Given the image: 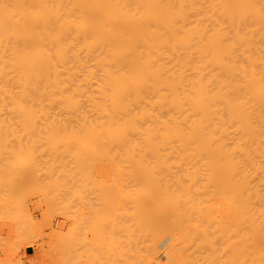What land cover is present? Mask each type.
<instances>
[{
  "label": "bare ground",
  "instance_id": "1",
  "mask_svg": "<svg viewBox=\"0 0 264 264\" xmlns=\"http://www.w3.org/2000/svg\"><path fill=\"white\" fill-rule=\"evenodd\" d=\"M62 146L70 187L87 150L132 169L133 227L167 229L174 264H264V0H0L1 220L31 222L14 203L57 169L34 150Z\"/></svg>",
  "mask_w": 264,
  "mask_h": 264
},
{
  "label": "rangeland",
  "instance_id": "2",
  "mask_svg": "<svg viewBox=\"0 0 264 264\" xmlns=\"http://www.w3.org/2000/svg\"><path fill=\"white\" fill-rule=\"evenodd\" d=\"M4 141L16 145L27 143L42 145V149L48 143L47 140L32 141L26 139ZM59 142L66 143L67 141L61 140ZM62 145L64 146V144ZM63 146L61 148L62 153L60 148L58 150L60 154L58 151L56 152V154L58 153L57 162L60 161L58 163L56 160H52V155L47 157L46 154L49 151L41 152L39 149L40 153L37 155L38 149L34 150L33 160L38 161L42 158L38 162H44L43 158L45 161L51 159L48 161L50 163L54 161V166L56 165L57 169H54V173L53 170L51 172L46 170L38 172L36 179L39 181L40 188L37 191H31V189L30 194L21 202L14 203L23 209L24 213L22 214L24 216L29 217L31 220L29 224L24 222L22 218L15 220L14 224L0 219V264H6L11 260V249L17 243V235L21 236V241L32 242V245L26 248L20 246L17 257L20 255L21 261L13 264H135L137 258L129 252H133L135 255H138L135 252H140V255H144L145 251L147 254L148 248L145 245L148 247L151 244L157 247V264H174L167 256L170 245H172V234L167 229L160 230L152 239L142 229H138L140 232L138 233V226L133 227V199L136 188L132 169L127 164H121L118 157H114V160L119 165H112L113 160L108 151H101L99 148L87 150L85 152L87 165L84 166V176L78 183L74 182L77 185L73 183V187H70V185L72 186L71 180L75 177L74 172L69 167L76 162V159L75 155L70 153L71 151H67L66 154V148L64 149ZM111 153L117 155L116 151ZM57 164L59 166L65 164L68 167L65 170ZM62 169L65 171L63 172ZM56 170L59 173L61 171L60 174L63 172L61 176L64 178L58 176L61 186H49V178L51 176L55 178L56 173H58ZM47 172L49 175H46ZM71 174L73 178L70 180ZM75 179L77 180V178ZM75 186L79 188L78 191H81L78 198H74L72 195ZM1 210L3 211L2 208ZM75 216L80 217V220H76L81 223L80 225L84 224L82 226L84 231L81 226H79L81 230L75 228L74 231V227H77L76 224L79 223L78 221L77 223L74 222ZM52 225H54L53 229L51 228ZM111 226L114 228L113 239L110 237ZM76 230L83 232L76 233ZM136 232L139 235L142 234V237L141 235L139 237ZM142 240L143 245L139 244ZM133 242L134 246L136 245L135 248L131 246ZM138 244L142 246V249L139 248L140 251ZM136 248L137 250H135Z\"/></svg>",
  "mask_w": 264,
  "mask_h": 264
}]
</instances>
